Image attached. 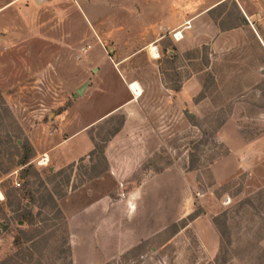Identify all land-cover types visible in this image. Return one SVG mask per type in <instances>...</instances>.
I'll return each mask as SVG.
<instances>
[{
  "label": "rangeland",
  "instance_id": "1",
  "mask_svg": "<svg viewBox=\"0 0 264 264\" xmlns=\"http://www.w3.org/2000/svg\"><path fill=\"white\" fill-rule=\"evenodd\" d=\"M19 2L0 10V264H264V0L184 32L179 0ZM137 200L154 234L127 246Z\"/></svg>",
  "mask_w": 264,
  "mask_h": 264
},
{
  "label": "crops",
  "instance_id": "2",
  "mask_svg": "<svg viewBox=\"0 0 264 264\" xmlns=\"http://www.w3.org/2000/svg\"><path fill=\"white\" fill-rule=\"evenodd\" d=\"M19 1L20 0H0V10L13 9L16 6V4L20 3ZM36 1L41 2L45 0H36ZM179 1H181V3L178 4L177 10L180 15L185 16L186 18L184 19L183 22L179 24V26H177V29L182 28V31L184 32L186 29L197 27V25L199 24L198 21H200V19L207 16L211 10L220 6L227 0H211L208 6H205V3L207 0H179ZM237 1L238 0H236V2ZM237 5L243 17H245L246 20L251 25H253L250 18H252V16L254 17L255 13L249 12L239 2L237 3ZM212 24H213L214 29L217 30L220 33V35L228 31L236 29V27L228 28V29H225V28L221 29V28H217L215 23H212ZM215 42L216 41H214L213 44ZM128 204L126 205V203L124 202L123 209H124V214L126 215V218H124V220L126 221L121 223L123 224V227H121L120 229H117V232L119 235L116 238L120 241L121 240L123 242L125 241V243L128 244L127 246H132L134 243L137 244L141 242L142 240L148 239L150 236H152L154 234V231H153L154 229L150 225V221L146 218L147 216L146 215L144 216L143 211L139 209L140 208L139 200L134 201L135 210H137L135 212L136 215L131 214L130 212L131 207ZM145 207H148V206H145ZM87 208H89V206ZM200 220H201L200 217H197L193 221L189 222V224L183 227L182 229H185L188 226H194ZM100 225L101 227L98 232H102L103 234H109L110 223H108V221H106L105 219H102ZM199 229H203V228H199ZM175 236L176 235H173L169 239V242L173 241ZM200 236H204V237L208 236V239H209L208 245L214 249V246L218 239V235L214 227L211 225V223L204 225V229L201 232Z\"/></svg>",
  "mask_w": 264,
  "mask_h": 264
},
{
  "label": "bare ground",
  "instance_id": "3",
  "mask_svg": "<svg viewBox=\"0 0 264 264\" xmlns=\"http://www.w3.org/2000/svg\"><path fill=\"white\" fill-rule=\"evenodd\" d=\"M150 49L152 50L153 55H154L155 57H157L156 49H155L153 46H152ZM131 89H132V91H133L134 94H138L139 91H140V87L138 86L137 83H134V84L132 85V88H131ZM0 197H2L1 194H0Z\"/></svg>",
  "mask_w": 264,
  "mask_h": 264
},
{
  "label": "trees",
  "instance_id": "4",
  "mask_svg": "<svg viewBox=\"0 0 264 264\" xmlns=\"http://www.w3.org/2000/svg\"><path fill=\"white\" fill-rule=\"evenodd\" d=\"M240 15H241V18L245 21L243 15H242L241 13H240ZM245 23H246V21H245ZM175 90H176V89H175ZM190 116H191V115H189V117H190ZM25 210H27V211L25 212V214H26L27 216H31V212L28 211V207H27V206H25ZM213 223H214L215 227L217 228V230H219V229H218V225H217L215 219H213Z\"/></svg>",
  "mask_w": 264,
  "mask_h": 264
},
{
  "label": "built area",
  "instance_id": "5",
  "mask_svg": "<svg viewBox=\"0 0 264 264\" xmlns=\"http://www.w3.org/2000/svg\"><path fill=\"white\" fill-rule=\"evenodd\" d=\"M178 36H179V38H181V34H180V32H176V33L174 34V38H175V39H179ZM42 160H44V159H42ZM44 164H45V163H44Z\"/></svg>",
  "mask_w": 264,
  "mask_h": 264
}]
</instances>
